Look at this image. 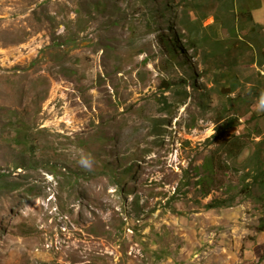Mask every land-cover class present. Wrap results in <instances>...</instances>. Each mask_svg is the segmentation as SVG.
I'll use <instances>...</instances> for the list:
<instances>
[{
    "label": "rangeland",
    "instance_id": "1",
    "mask_svg": "<svg viewBox=\"0 0 264 264\" xmlns=\"http://www.w3.org/2000/svg\"><path fill=\"white\" fill-rule=\"evenodd\" d=\"M229 6L0 0V264H264V0Z\"/></svg>",
    "mask_w": 264,
    "mask_h": 264
},
{
    "label": "trees",
    "instance_id": "2",
    "mask_svg": "<svg viewBox=\"0 0 264 264\" xmlns=\"http://www.w3.org/2000/svg\"><path fill=\"white\" fill-rule=\"evenodd\" d=\"M229 1V4H230V6L229 7H227L222 13H224V12H226V15L228 16V20H223V21H221L220 22V25L221 26H224V27H226L230 32H233V30H235L236 32H237V24H238V27H240V28H242V26H243V24H244V21L242 20V17L240 18H238V16H239V14H237L236 12H235V7H234V5L238 2V0H228ZM195 5V4H194ZM196 6V5H195ZM220 8H222V6L221 7H219V9ZM239 12H241L242 14H245L246 15V19H249V20H251V18H252V15L250 14V11L249 10H247V9H242V10H239ZM214 17H215V21H218V20H221V17H222V15L220 14V16H219V14H215L214 15ZM236 17V19H237V24H235V22H234V18ZM214 23V22H213ZM199 25H201V19H199V20H195L194 22H191L189 19L186 21V20H183V22H182V27H183V29L187 32V36H192V37H196V40L198 41L199 40V37H198V33H199V29H198V27H199ZM211 25H213V24H211ZM210 25V26H211ZM253 32V31H252ZM185 35V34H184ZM237 41V40H236ZM239 41H240V45L238 46V48H241V46L243 47V45H245V44H248L249 42L250 43H252L255 47L253 48L252 46L253 45H250V47L252 48V50H255L254 52H255V55L254 56H252V62L253 61H255L254 60V57L255 56H258V58L260 59V60H258V61H256V63H258L259 65L258 66H261V65H263L264 64V46H261V44H258L257 43V41H255V40H253L252 38H249L248 39V41H243V40H241V39H239ZM215 43V42H214ZM217 43H219V42H217ZM191 45H192V43H190ZM249 45V44H248ZM235 46V45H234ZM234 47H232V45H230V46H228L227 47V49H233ZM262 77H264L263 75H262ZM253 89V88H252ZM260 94L264 97V89L262 88V89H260ZM240 96V95H239ZM249 95H246L245 97H248ZM243 101H244V97H243V99H242ZM235 114H237L236 112H235ZM228 120H227V124H228V126L226 127V129H228V128H233L234 126H236L237 125V122H238V120H239V118L237 117V116H233V117H228L227 118ZM16 135L13 137V140L12 141H15L16 143H19V141H17L18 140V136L20 135V133H21V130H20V128L17 126L16 127ZM262 131L263 130H257L256 131V134L257 135H260V134H262ZM31 131L27 134V136H26V139L27 138H32V136H31ZM237 138H239V136H236V137H234V139H237ZM25 155H26V153H25V150L23 149V152H21V154L19 155V158H20V163H21V165L20 166H22V167H24L23 166V164L26 162V160H25ZM26 158H27V156H26ZM131 169L130 170H128V173H130L131 174ZM262 230H264V227L262 228Z\"/></svg>",
    "mask_w": 264,
    "mask_h": 264
},
{
    "label": "clouds",
    "instance_id": "3",
    "mask_svg": "<svg viewBox=\"0 0 264 264\" xmlns=\"http://www.w3.org/2000/svg\"><path fill=\"white\" fill-rule=\"evenodd\" d=\"M85 163H87V161H85Z\"/></svg>",
    "mask_w": 264,
    "mask_h": 264
}]
</instances>
